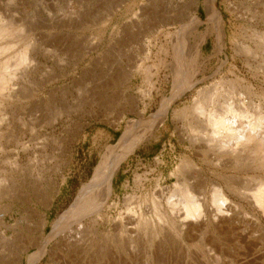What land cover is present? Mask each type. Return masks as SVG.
<instances>
[{"label":"rangeland","instance_id":"rangeland-1","mask_svg":"<svg viewBox=\"0 0 264 264\" xmlns=\"http://www.w3.org/2000/svg\"><path fill=\"white\" fill-rule=\"evenodd\" d=\"M90 1L91 24L80 22L74 26L69 20L77 18L86 0H0V12L26 13L43 25L42 32H51L44 28L51 19L63 20L65 25L51 33L64 38V46L70 53L63 56V67L51 78V86L74 88L77 110L81 109L77 111L76 123L64 115L59 124L63 138L59 161L49 159L45 166V194L53 195L52 182L56 180L60 188L46 211L48 238L38 264H146L147 259L149 264H202L198 253L204 247L187 242L157 217L155 234L152 227L149 232L142 231L140 245L133 251L123 233V224L129 208L137 211L141 204L146 209L153 207L160 179H165L167 185L173 182L168 176L177 156L185 153V146L176 135L174 111L193 106L199 91L216 84L218 88L233 87L253 108L264 106V50L258 48L264 45L259 41L264 37V0H217L225 24V45L218 40L221 24L216 19L209 20L203 4L197 12L201 24L189 22L197 10L194 0H169V4L167 0ZM171 19L179 20L180 35L175 39H158L157 29ZM196 32H200V37ZM253 32L263 37L257 39ZM206 33L210 37L197 64L189 56L185 41H200ZM179 38L182 49L176 52L173 45ZM242 45L253 48V55L243 53ZM194 68L200 70L197 82L189 88ZM237 76L241 81L230 83ZM246 85H252L253 91H245ZM88 91L94 99L90 109L83 106ZM166 99H174L169 119L164 126L154 129L153 135L147 124L133 125L134 148L113 179L106 205L102 204L98 186L101 183H92V179L99 164L108 159V148L117 145L128 121L138 120L131 107L145 111L150 118L159 112ZM139 137L142 139L137 140ZM35 204L33 201L30 207L37 209ZM15 212L20 214L17 209ZM38 252V248L30 249L22 264H29L27 257Z\"/></svg>","mask_w":264,"mask_h":264},{"label":"bare ground","instance_id":"bare-ground-1","mask_svg":"<svg viewBox=\"0 0 264 264\" xmlns=\"http://www.w3.org/2000/svg\"><path fill=\"white\" fill-rule=\"evenodd\" d=\"M193 3L197 10L189 22L201 24L197 12L203 4L209 20L216 19L221 24L218 40L225 45V24L217 0ZM81 9L76 19L69 16L70 25L91 24V1L86 0ZM17 12H0V264H22L32 248H38L39 252L27 257L29 264H38L45 254L48 238L45 237L49 224L46 211L60 188L56 180L52 182L53 195L45 194V166L49 159L59 161L63 148L59 124L64 115L76 123L77 111L81 109L77 110L74 88L51 86V78L63 67V56L70 53L64 46V38L51 33L65 25L63 20L50 18V23L44 26L51 31L47 33L41 31L43 25L31 16ZM178 26L179 20H167L157 29L158 39H175L180 35ZM196 33L200 37V32ZM253 34L257 39L263 37L257 32ZM208 37L207 34L194 43L185 41L189 56L197 64L204 56L203 46ZM259 41L262 44L264 37ZM173 47L176 52L182 49L180 38ZM240 48L243 53L253 55V48L243 45ZM258 48L264 50V45ZM193 70L189 88L197 82L200 69ZM240 81L237 76L230 83ZM244 89L250 93L253 86L246 85ZM85 94L83 106L90 109L93 95L89 91ZM173 102L174 99L163 101L159 112L150 118L145 111L131 107L138 120L126 122L125 132L116 146L108 148V159L99 164L92 179V183H101L98 186H101L102 204L106 205L113 179L134 148L133 125L147 124L148 132L153 135L154 129L166 124ZM173 120L185 153L180 158L177 156L178 161L168 176L173 182L167 185L165 179L158 181L153 207L146 209L141 204L137 211L127 210L123 233L130 250L140 245L142 231L153 228L155 234L157 217L187 242L204 247V251L196 252L202 264H264V106L253 108L233 87L218 88L216 84L199 91L193 106L174 111ZM33 201L37 209L30 207ZM101 246L106 248L105 244Z\"/></svg>","mask_w":264,"mask_h":264}]
</instances>
